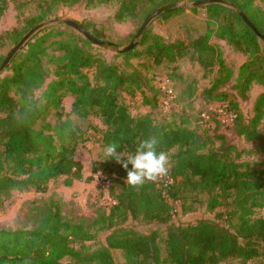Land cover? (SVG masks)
<instances>
[{"label": "trees", "instance_id": "obj_1", "mask_svg": "<svg viewBox=\"0 0 264 264\" xmlns=\"http://www.w3.org/2000/svg\"><path fill=\"white\" fill-rule=\"evenodd\" d=\"M84 1L89 5L109 0H50L51 4L64 6ZM184 1L196 0H120L114 20L123 22L136 18L138 10L143 11L144 20L157 10H161L160 17L168 19L185 10L179 5ZM224 1L234 5L236 10L218 4L201 7L206 10L209 23L216 25L204 35L193 38L187 32H179L174 41L166 42L147 29L140 37L142 52L133 49L118 56L126 62L144 56L155 65L174 64L188 58L205 72L216 71V77L202 92L203 100L225 102L228 99L225 88L231 83L233 72L225 64L219 47L211 43L215 38L247 57L238 68L232 90L242 98L253 84L264 90V49L261 46L264 44V10L254 4L255 0ZM146 3L150 5L149 10L143 8ZM7 5V0H0V17ZM240 12L257 34L242 21ZM44 17L28 19L20 30L13 29L1 38H7L15 47ZM45 31L35 34L12 57L5 67L10 75L0 78V194L8 195L13 190L44 194L57 179L64 178L63 186L70 187L75 181L91 182L95 173L108 180L111 187L114 184L118 193L115 203L100 220L101 231H106V236L105 244L99 248L83 254L82 244L91 238L88 230L79 223L66 221L57 206L31 230L0 229V264H63L66 257L87 264H117L112 251L122 253L123 262L118 264H222L230 260L246 264L257 258L259 247L264 245V219L252 216L255 210L264 209V163L251 165L239 160L244 153L264 155L259 128L264 121V92L255 99L250 119L234 111L232 106L237 108L236 104L230 105L237 114L230 123L232 132L246 143L257 144L256 148L238 151L219 133L216 139L220 148L204 152L205 144L185 126L187 120H182L180 126L175 122L155 121L151 113L132 116L121 103L124 93L133 97L149 80L136 71L127 72L115 63L107 64L95 58L78 45L73 35L60 38L62 33L55 27ZM50 38L59 39L49 42ZM51 46L54 53L50 55L47 50ZM45 57L54 67L52 72L43 65ZM5 58H0V65ZM91 70L94 71L92 80L88 73ZM51 74L54 80L46 83ZM41 89L37 98L36 92ZM151 90L152 96H143L142 103L153 110L159 108L165 91ZM66 94L75 97L71 115L79 119L94 115L100 119L102 128L89 127L87 131H92L101 148L117 142L120 145L117 152H122L126 158L134 153L140 140L156 135L160 141L158 151L169 153L176 149L169 169L173 183L165 192L166 196L158 181L146 182L138 188L128 186L126 170L112 158L93 163L91 176L83 177L82 163L75 158L82 133L73 127L67 116L63 120L61 101ZM50 109L57 110V124L36 128ZM211 120L215 118L211 116ZM192 193L207 196L209 212L213 213L222 204L225 212H217L216 221L200 219L194 224H173L167 201L184 205ZM224 218L228 226L217 222ZM136 221L165 226L164 237L161 238L157 230L141 234L125 226ZM75 244H80V249H76ZM160 244L164 246L165 257Z\"/></svg>", "mask_w": 264, "mask_h": 264}, {"label": "rangeland", "instance_id": "obj_2", "mask_svg": "<svg viewBox=\"0 0 264 264\" xmlns=\"http://www.w3.org/2000/svg\"><path fill=\"white\" fill-rule=\"evenodd\" d=\"M119 2L120 0H109L107 3L94 1L88 5L84 1L72 6H64L62 4H51L50 0H7V9L0 17V58L7 56L14 48L7 38H1L4 33L10 32L13 29L20 30L28 19L45 15L44 20L39 24L45 27L40 31H48V28L55 27L62 33L60 38L73 35L77 38L78 45L95 58H99L107 64L115 63L121 70L127 72L136 71L146 81L149 80L143 89L136 92L133 97L124 93L120 99L121 103L127 107L132 116L151 113L155 121L175 122L176 125L180 126L182 120L185 119L187 120L185 126L195 133L201 143L205 144L204 152L207 149L220 148V142L216 139L219 133L224 134L228 144L230 143L235 146L238 151H253L257 144L246 143L242 138L236 136L232 132L230 124H220L215 120H211V123L205 127L199 124L200 115L208 113L209 109L218 103H206L202 98L204 97L202 92L209 87L212 80L216 77V71L211 73L205 72L197 64L189 61L188 58L179 60L174 64L162 63L155 65L152 60L144 56L129 59L128 62L121 56H118L120 55L118 53L119 49L125 48L136 41L135 35L145 21L143 19V11L140 10H138L136 18L127 19L123 22L114 20V14L119 7ZM184 3L187 4L189 2L184 1L179 3V5L182 6ZM254 4L264 10V0H255ZM143 8H145L144 10H149L150 5L146 3L143 5ZM184 8L185 10L182 13L168 19H163L160 16L154 18L147 29L152 34L161 36L164 41L171 42L176 39L179 32H187L193 38H197L204 35L207 29L216 28V25L209 23L210 21L205 9L197 8L196 11H191L187 9L188 7ZM67 20L74 21L85 27L95 39L101 42V45L91 42L87 44L85 42L87 40L82 34L62 24L63 21ZM58 39L50 38L49 42ZM211 43L219 47L225 64L233 72L231 83L225 88L228 94V99L225 102L231 106L236 104L237 108L232 106L234 111L237 114H241L245 119H250L253 116V103L264 92L263 88L257 84H253L246 97H240L231 87L236 85L238 68L247 61V57L234 52L232 47L224 41L212 38ZM261 46L264 49L263 43H261ZM134 49V51L142 52L143 47L140 46V38L137 40V45ZM47 52L50 55L53 54V47H49ZM47 60V57L43 59V65L52 72L54 67ZM93 72V70L88 71L91 80L93 79ZM9 75L10 72L4 69L0 73V78ZM52 80H54V77L51 74L46 83ZM151 88H158L161 92L165 91L164 96L161 97L159 108L157 107L153 110L142 103L143 96H152ZM42 91L43 89L36 92L37 98L40 97ZM169 92H172V97L168 95ZM12 95L14 94L12 93ZM74 99L75 97L71 94H66L62 98V115L63 120L67 116L72 121L73 127L79 129L82 133L75 158L82 163L83 177L86 178L91 176L93 163L102 162L105 159L103 148L100 147L96 138L91 133L92 131L89 132L87 130H89V127L102 128V126L100 119L94 115H90L85 119H79L71 115L70 112ZM197 117H199L198 120ZM44 124H49L51 127L57 124V110L50 109L43 116L42 121L38 123L36 128H40ZM259 128L262 131L264 144V121L259 125ZM175 153L176 149L167 153L170 159V168ZM239 162H246L251 165L253 163H264V155L263 153L257 155L244 153L241 154ZM253 167L259 169L257 166ZM96 174L99 173L92 175V181L89 182V186H85L86 182H83V185L78 184V186L71 189L68 187L62 188L65 187L62 184L64 178H60L52 182L44 194H36L32 190H13L8 195L0 194V229L31 230L39 225L42 218L48 214V211H52L58 206L61 215L66 221L79 223L88 230L91 238L82 244L83 254H88L99 248L105 244L106 236V231H101L102 224H100V220L102 216L107 215L109 209L112 207V201L115 200L118 188L112 184L109 197L104 196L96 187L93 179V176ZM56 201L58 203H54ZM207 201L205 194L195 193L187 196L184 205L179 201L168 200L167 202L171 206V222L175 225L194 224L200 219L215 220L217 212H225L226 207L224 204L218 206L213 213L209 212ZM252 218L264 219V209L255 210ZM217 222L228 226L225 218L224 220H217ZM125 226L141 234H148L153 230H157L161 238L164 237L163 232L166 228L165 226L153 223L144 224L140 221L128 222ZM79 245L75 244L74 247L80 249ZM160 245L163 249L162 256L165 257L164 246L163 244ZM112 258L117 264L123 262L120 251H112ZM62 263L87 264L68 257L64 258ZM222 264H239V261L230 260ZM246 264H264V245L259 247V256Z\"/></svg>", "mask_w": 264, "mask_h": 264}, {"label": "clouds", "instance_id": "obj_3", "mask_svg": "<svg viewBox=\"0 0 264 264\" xmlns=\"http://www.w3.org/2000/svg\"><path fill=\"white\" fill-rule=\"evenodd\" d=\"M159 143L156 135L142 139L137 143L134 153H129L125 158L122 152H117L120 145L110 142L103 147L104 160L115 159L127 172V185L138 188L146 182H156L169 173L170 159L166 152L158 151Z\"/></svg>", "mask_w": 264, "mask_h": 264}, {"label": "water", "instance_id": "obj_4", "mask_svg": "<svg viewBox=\"0 0 264 264\" xmlns=\"http://www.w3.org/2000/svg\"><path fill=\"white\" fill-rule=\"evenodd\" d=\"M211 4H218L221 6H225L227 8L236 10V7L232 4H230L227 1L224 0H196V1H192L189 3H184L182 4V7H188V8H201V7H205L207 5H211ZM161 14V10H157L156 12H154L153 14H151L148 18H146V20L143 22L142 26L139 28L138 32L135 35V42H133L132 44H130L129 46L119 49L118 53L120 54H124L127 52H130L131 50H133L136 45H137V40L141 37V35L143 34V32L146 31L148 25L150 24V22L158 17ZM239 17L242 19V21L248 26L250 27L256 34V29L254 28V26L251 24V22L246 18V16L243 13H239ZM55 23V21H54ZM62 24L64 26H67L69 28L74 29L75 31H77L78 33L82 34L88 41L92 42L93 44L96 45H101V42L94 39L86 30H84L80 24L74 22V21H63ZM45 26L44 25H38L37 27H35L32 31H30L10 52L9 54L6 56L4 62L0 65V73L5 69V67L10 63V60L12 59V57L36 34L38 33L40 30H42Z\"/></svg>", "mask_w": 264, "mask_h": 264}, {"label": "built area", "instance_id": "obj_5", "mask_svg": "<svg viewBox=\"0 0 264 264\" xmlns=\"http://www.w3.org/2000/svg\"><path fill=\"white\" fill-rule=\"evenodd\" d=\"M172 92H169V96L172 97ZM211 116L215 118L216 121H219L221 124L229 125L232 123L236 117L237 114L231 109L230 104L227 102H218L213 107H211L208 111V113H202L200 115V121L199 124L202 126H207L211 123ZM168 173L167 176L157 180L158 183L164 188L163 195L166 196V191H168L172 185V179ZM93 179L95 181L96 187L104 194V196L109 197V192L111 189V184L108 180L104 179L101 174H96L93 176ZM112 203H115V200L112 201Z\"/></svg>", "mask_w": 264, "mask_h": 264}, {"label": "crops", "instance_id": "obj_6", "mask_svg": "<svg viewBox=\"0 0 264 264\" xmlns=\"http://www.w3.org/2000/svg\"><path fill=\"white\" fill-rule=\"evenodd\" d=\"M51 183H52V182H51ZM51 183H50V184H51ZM50 184H49V187H50ZM78 184H82V185H83L84 183H83V181H75V182H73L72 186H70V187H68V188L71 189V188H73V187H75V186H78ZM84 185H85V186H89L90 184H89V183H85ZM62 188H66V187H62ZM59 190H60V189H59ZM61 191H62V189H61ZM33 194H34V193H33Z\"/></svg>", "mask_w": 264, "mask_h": 264}]
</instances>
